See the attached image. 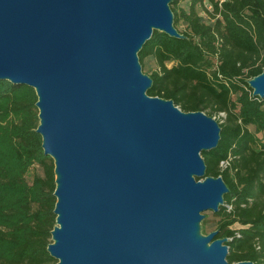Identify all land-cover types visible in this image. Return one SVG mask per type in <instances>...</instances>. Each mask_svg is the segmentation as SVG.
Returning a JSON list of instances; mask_svg holds the SVG:
<instances>
[{
	"label": "water",
	"instance_id": "1",
	"mask_svg": "<svg viewBox=\"0 0 264 264\" xmlns=\"http://www.w3.org/2000/svg\"><path fill=\"white\" fill-rule=\"evenodd\" d=\"M170 1L0 0V78L35 89L54 163V264H253L197 234L228 191L201 157L217 120L146 92L138 51L154 29L181 36ZM248 83L264 97V69Z\"/></svg>",
	"mask_w": 264,
	"mask_h": 264
},
{
	"label": "trees",
	"instance_id": "2",
	"mask_svg": "<svg viewBox=\"0 0 264 264\" xmlns=\"http://www.w3.org/2000/svg\"><path fill=\"white\" fill-rule=\"evenodd\" d=\"M181 1L169 3L181 36L154 29L138 51L151 77L146 92L184 111L224 113L215 118L217 146L201 157L205 175L220 176L228 191L201 222L206 234L226 238L228 263L264 264V97L248 83L264 69V0ZM36 100L32 86L0 78V264L56 262L47 250L56 176L36 131Z\"/></svg>",
	"mask_w": 264,
	"mask_h": 264
},
{
	"label": "rangeland",
	"instance_id": "3",
	"mask_svg": "<svg viewBox=\"0 0 264 264\" xmlns=\"http://www.w3.org/2000/svg\"><path fill=\"white\" fill-rule=\"evenodd\" d=\"M179 5H180L181 7H186V6H187V0H183V1L179 2ZM148 66H149V64H148V62H147L146 67H148ZM223 114H224V113H222V112H218V113H215V114L213 115V117H215L216 119L221 120ZM195 178H197V177H195ZM202 214H203L204 216L209 217L208 219H209V221H211V216L213 215V211H211V210H206V211H203ZM209 230H210V227H207V230H206V229H204V227H203V225H202V222H200V223L198 224L197 234L200 235V236H206V233H207Z\"/></svg>",
	"mask_w": 264,
	"mask_h": 264
},
{
	"label": "built area",
	"instance_id": "4",
	"mask_svg": "<svg viewBox=\"0 0 264 264\" xmlns=\"http://www.w3.org/2000/svg\"><path fill=\"white\" fill-rule=\"evenodd\" d=\"M228 165H229V158L220 161V164H219V166H220L222 169H223V168H226Z\"/></svg>",
	"mask_w": 264,
	"mask_h": 264
}]
</instances>
